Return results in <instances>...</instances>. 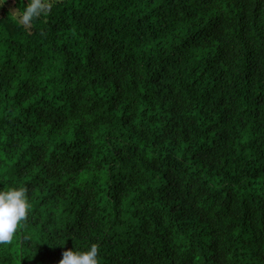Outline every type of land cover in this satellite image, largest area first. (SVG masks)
<instances>
[{"label": "trees", "instance_id": "1", "mask_svg": "<svg viewBox=\"0 0 264 264\" xmlns=\"http://www.w3.org/2000/svg\"><path fill=\"white\" fill-rule=\"evenodd\" d=\"M51 4L0 6V264H264V0Z\"/></svg>", "mask_w": 264, "mask_h": 264}, {"label": "clouds", "instance_id": "2", "mask_svg": "<svg viewBox=\"0 0 264 264\" xmlns=\"http://www.w3.org/2000/svg\"><path fill=\"white\" fill-rule=\"evenodd\" d=\"M4 0H0L3 3ZM22 9L13 11L19 25L29 26L46 16L51 0H20ZM31 202L26 187H9L0 190V245L10 244L19 230L26 224L31 212ZM59 264H101V249L91 243L86 250H66Z\"/></svg>", "mask_w": 264, "mask_h": 264}, {"label": "rangeland", "instance_id": "3", "mask_svg": "<svg viewBox=\"0 0 264 264\" xmlns=\"http://www.w3.org/2000/svg\"><path fill=\"white\" fill-rule=\"evenodd\" d=\"M15 2L16 0H4L3 3H0V6L4 8L2 11V14L4 12L6 15H8L13 20H15L13 18V11L18 10V7L16 6Z\"/></svg>", "mask_w": 264, "mask_h": 264}]
</instances>
